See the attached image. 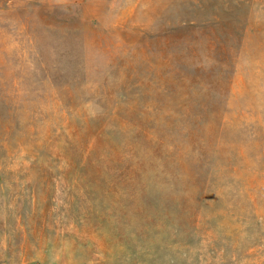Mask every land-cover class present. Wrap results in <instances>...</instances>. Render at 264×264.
<instances>
[{"label": "rangeland", "instance_id": "obj_1", "mask_svg": "<svg viewBox=\"0 0 264 264\" xmlns=\"http://www.w3.org/2000/svg\"><path fill=\"white\" fill-rule=\"evenodd\" d=\"M0 264H264V0H0Z\"/></svg>", "mask_w": 264, "mask_h": 264}]
</instances>
